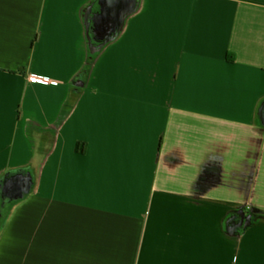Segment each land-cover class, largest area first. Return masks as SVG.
I'll list each match as a JSON object with an SVG mask.
<instances>
[{"label":"crops","instance_id":"crops-1","mask_svg":"<svg viewBox=\"0 0 264 264\" xmlns=\"http://www.w3.org/2000/svg\"><path fill=\"white\" fill-rule=\"evenodd\" d=\"M98 6L0 0V264H264V0H137L90 55Z\"/></svg>","mask_w":264,"mask_h":264},{"label":"water","instance_id":"water-1","mask_svg":"<svg viewBox=\"0 0 264 264\" xmlns=\"http://www.w3.org/2000/svg\"><path fill=\"white\" fill-rule=\"evenodd\" d=\"M137 0H98V13L93 17L94 37L103 40L116 32ZM36 184V177L29 165L6 169L0 176V228L5 224L10 208L26 198Z\"/></svg>","mask_w":264,"mask_h":264},{"label":"trees","instance_id":"trees-1","mask_svg":"<svg viewBox=\"0 0 264 264\" xmlns=\"http://www.w3.org/2000/svg\"><path fill=\"white\" fill-rule=\"evenodd\" d=\"M97 13H98V11H95V13L93 14V17H95V15ZM89 27H87V30H85V37L87 38L86 51H88V53L90 55H96L97 53H99L101 51L103 45L106 42L114 39L118 34L117 32H114L109 37V39L99 40V39L94 37V34L92 32L93 18H92V23L90 24ZM228 57L231 58L230 55ZM88 73L89 72L86 73V70L80 69L77 72H75V74L71 78V84H72L71 92L65 98V100L63 101V103L59 109V121L60 122H62L69 115V113L71 112V110L73 109V107L75 106V104L77 103V101L79 99L81 84H77L76 82H81V81L85 82V79H86ZM75 149L77 151L85 152L86 145L83 144V146L80 147V142L77 141L76 145H75ZM1 174H0V176H1ZM235 215L237 218L231 219ZM240 217L241 216H240L238 209L234 210L228 217H226L227 219H225L224 226H225V229L228 233L235 234V233L240 232V230L242 229V226H243L242 223L239 222Z\"/></svg>","mask_w":264,"mask_h":264},{"label":"flooded vegetation","instance_id":"flooded-vegetation-1","mask_svg":"<svg viewBox=\"0 0 264 264\" xmlns=\"http://www.w3.org/2000/svg\"><path fill=\"white\" fill-rule=\"evenodd\" d=\"M263 105V103H261V105L260 106H262ZM259 109H260V107H259ZM12 208V207H11ZM11 208H10V210H11ZM10 212V211H9ZM239 213H240V219H239V222H245L248 218H249V214L247 213V212H245V210H243V209H241V210H239ZM8 216H9V214H8ZM6 223V222H5ZM5 225V224H4ZM3 225V226H4ZM3 226L0 228V230L3 228Z\"/></svg>","mask_w":264,"mask_h":264},{"label":"built area","instance_id":"built-area-1","mask_svg":"<svg viewBox=\"0 0 264 264\" xmlns=\"http://www.w3.org/2000/svg\"><path fill=\"white\" fill-rule=\"evenodd\" d=\"M30 78L37 79V80H46V81H52V78L45 77L43 75H30Z\"/></svg>","mask_w":264,"mask_h":264},{"label":"rangeland","instance_id":"rangeland-1","mask_svg":"<svg viewBox=\"0 0 264 264\" xmlns=\"http://www.w3.org/2000/svg\"><path fill=\"white\" fill-rule=\"evenodd\" d=\"M12 209V208H11ZM264 216V215H263ZM237 217H236V215L235 216H233L231 219H236ZM2 230V229H1ZM1 230H0V233H1Z\"/></svg>","mask_w":264,"mask_h":264},{"label":"bare ground","instance_id":"bare-ground-1","mask_svg":"<svg viewBox=\"0 0 264 264\" xmlns=\"http://www.w3.org/2000/svg\"><path fill=\"white\" fill-rule=\"evenodd\" d=\"M14 205H15V204H14ZM14 205H13V206H14ZM13 206H12V207H13Z\"/></svg>","mask_w":264,"mask_h":264}]
</instances>
